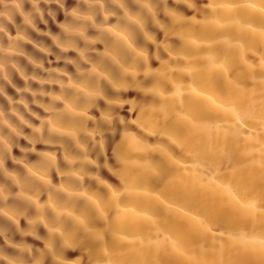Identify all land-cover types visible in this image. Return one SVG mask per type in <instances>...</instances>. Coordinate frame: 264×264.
Instances as JSON below:
<instances>
[{
    "label": "clouds",
    "instance_id": "obj_1",
    "mask_svg": "<svg viewBox=\"0 0 264 264\" xmlns=\"http://www.w3.org/2000/svg\"><path fill=\"white\" fill-rule=\"evenodd\" d=\"M0 264H264V0H0Z\"/></svg>",
    "mask_w": 264,
    "mask_h": 264
},
{
    "label": "bare ground",
    "instance_id": "obj_2",
    "mask_svg": "<svg viewBox=\"0 0 264 264\" xmlns=\"http://www.w3.org/2000/svg\"><path fill=\"white\" fill-rule=\"evenodd\" d=\"M54 31H55V29H53ZM17 83L19 84L20 82L19 81H17ZM10 92H11V90H9Z\"/></svg>",
    "mask_w": 264,
    "mask_h": 264
}]
</instances>
